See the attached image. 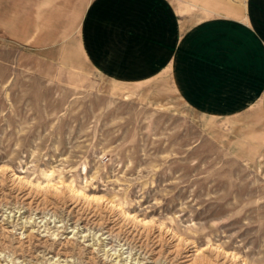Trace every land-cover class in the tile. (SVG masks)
I'll return each mask as SVG.
<instances>
[{"label":"rangeland","instance_id":"374dc122","mask_svg":"<svg viewBox=\"0 0 264 264\" xmlns=\"http://www.w3.org/2000/svg\"><path fill=\"white\" fill-rule=\"evenodd\" d=\"M26 44L0 28V264H264L251 109L193 108L170 74L106 77L72 29Z\"/></svg>","mask_w":264,"mask_h":264},{"label":"crops","instance_id":"0c3cea01","mask_svg":"<svg viewBox=\"0 0 264 264\" xmlns=\"http://www.w3.org/2000/svg\"><path fill=\"white\" fill-rule=\"evenodd\" d=\"M76 5L73 27L63 0H0V28L41 49L63 46V30L72 29L85 60L106 77L170 74L189 106L213 105L221 114L251 109L264 124V0Z\"/></svg>","mask_w":264,"mask_h":264}]
</instances>
